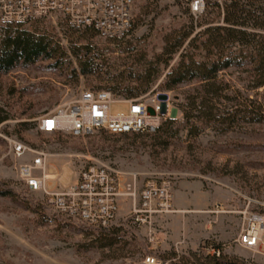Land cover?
Wrapping results in <instances>:
<instances>
[{
  "label": "rangeland",
  "instance_id": "rangeland-1",
  "mask_svg": "<svg viewBox=\"0 0 264 264\" xmlns=\"http://www.w3.org/2000/svg\"><path fill=\"white\" fill-rule=\"evenodd\" d=\"M195 1L135 0L130 35L118 42L98 34L89 37L80 42H90L87 55L73 53L68 30L71 23L62 15L24 24L55 36L65 54L60 60L40 58L8 72L0 71V189L14 193L0 194V264H145L147 255L161 259V255L173 252L207 254L212 247L251 264H264V244L261 251H255L237 241L244 213L264 214V123L245 124L227 132L210 126L196 137L178 124L180 131L166 142L148 131L111 133L98 129L78 136L39 128L44 115L77 99L84 90L108 89L117 81L123 87L138 85L137 77L163 51L166 35L182 26L196 25L204 15L206 0H200L203 5L198 9L193 6ZM36 22L37 27H32ZM168 68H162L146 93L132 98L142 96L146 104H158L161 122L166 118L181 121L180 105L200 83L192 81L168 89L164 83ZM221 77L242 89L247 83V72L242 69H228ZM257 92L263 89L250 95ZM114 93L129 98L122 91ZM110 112L126 114L129 103L113 101ZM17 142L25 146L20 155L15 150ZM39 155L48 169L60 175L54 182L60 187L91 164L105 165L125 177L134 175L140 183L170 178L175 190L174 210L156 213L150 223L138 225L131 217L133 200L124 198L110 226L121 228L120 234L112 240L103 239L96 228L51 210L46 193L30 188L20 165L32 163ZM172 258L161 260L171 262Z\"/></svg>",
  "mask_w": 264,
  "mask_h": 264
},
{
  "label": "trees",
  "instance_id": "trees-1",
  "mask_svg": "<svg viewBox=\"0 0 264 264\" xmlns=\"http://www.w3.org/2000/svg\"><path fill=\"white\" fill-rule=\"evenodd\" d=\"M36 25L37 22L32 27ZM68 26L73 53L79 56L80 52H84L87 55L91 51L90 42H80L96 35V30L92 27L81 29L70 24ZM199 27L203 28L197 31ZM64 54V48L50 33L18 24L0 25L2 72L40 58L60 60ZM177 54V62L168 68ZM149 63L151 68L149 66L137 77L138 85L123 87L122 82L117 81L106 88L114 92L122 91L129 98L139 96L146 93L159 78L163 67L168 68L164 80L168 89L192 81L200 83L180 105L183 119L166 118L154 131L156 137L153 138L166 142L180 131V124L189 136L196 137L210 126L227 132L245 124L264 123V0H206L204 15L199 22L168 33L163 51ZM231 68L247 72V83L243 89L221 77ZM259 89H263V92L250 95V92ZM0 194L14 193L11 189H0ZM97 230L103 239L112 240L122 229L104 227ZM172 257V264H251L225 253L217 256L191 251L160 256L162 260Z\"/></svg>",
  "mask_w": 264,
  "mask_h": 264
},
{
  "label": "built area",
  "instance_id": "built-area-1",
  "mask_svg": "<svg viewBox=\"0 0 264 264\" xmlns=\"http://www.w3.org/2000/svg\"><path fill=\"white\" fill-rule=\"evenodd\" d=\"M135 0H0V25H24L32 20L62 15L72 26L92 27L104 40L121 41L134 27ZM203 1L194 2L198 9ZM138 98H121L108 89H88L72 101L57 106L44 115L39 128L43 132H69L89 135L98 129L111 133L148 131L154 132L161 124L160 106L146 104ZM113 101L129 103L126 114L110 112ZM153 108V111L150 110ZM20 155L25 146L15 143ZM43 169L41 174L37 170ZM42 155L32 163L20 165V173L32 190L46 193L48 207L60 216L76 219L92 228L110 227L117 217L122 199L133 200L132 220L138 225L150 223L156 213L174 210V183L170 178L147 179L142 183L134 175L125 177L105 165L91 164L84 167L68 185L60 187L55 178L46 177ZM49 187H53L50 189ZM152 236V234H151ZM154 239V237H152ZM248 249L261 251L264 244V214L244 213V225L237 239ZM209 253L219 256L220 248L212 247ZM145 264H172L154 255L145 257Z\"/></svg>",
  "mask_w": 264,
  "mask_h": 264
},
{
  "label": "bare ground",
  "instance_id": "bare-ground-1",
  "mask_svg": "<svg viewBox=\"0 0 264 264\" xmlns=\"http://www.w3.org/2000/svg\"><path fill=\"white\" fill-rule=\"evenodd\" d=\"M46 177L49 178V179H52V178L56 177V174H52L51 172H47L46 171Z\"/></svg>",
  "mask_w": 264,
  "mask_h": 264
}]
</instances>
